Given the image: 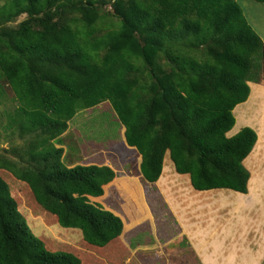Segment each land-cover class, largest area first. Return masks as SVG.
I'll list each match as a JSON object with an SVG mask.
<instances>
[{"label":"trees","instance_id":"1","mask_svg":"<svg viewBox=\"0 0 264 264\" xmlns=\"http://www.w3.org/2000/svg\"><path fill=\"white\" fill-rule=\"evenodd\" d=\"M107 1L120 26L101 35L98 4ZM24 15L17 28L9 26ZM0 73L19 103L13 124L37 133L43 147L59 139L78 112L109 102L127 145L142 157L147 182L160 180L169 153L196 191L249 193L244 162L258 134L249 127L228 134L236 126L234 110L250 97L249 83L264 80V43L238 0H8L0 6ZM34 156L40 169L7 167L38 204L52 206L65 228H79L86 244L126 252L119 241L123 221L89 200L104 196L115 171L68 168L63 150L54 147L39 160ZM101 261L49 251L0 176V264Z\"/></svg>","mask_w":264,"mask_h":264},{"label":"rangeland","instance_id":"2","mask_svg":"<svg viewBox=\"0 0 264 264\" xmlns=\"http://www.w3.org/2000/svg\"><path fill=\"white\" fill-rule=\"evenodd\" d=\"M7 2L8 0H0V6H3ZM238 3L250 25L254 26V28L257 27L255 26L256 23L253 20L252 13L248 10V4L257 3L252 0H238ZM98 9L100 14L104 17V20L98 24V27L102 31L100 33L101 35L119 28L120 20L114 16L111 1H107L104 4L99 3ZM25 19V15L21 16L13 23L9 24V26L17 28ZM104 54L105 52H102L101 55L103 56ZM195 54L198 57H203L204 52L201 49ZM18 108L19 103L14 91L0 73V176L9 185L11 196L16 201L19 212L26 219L31 233L35 237L42 239L49 251H74L85 260H91V262H94L95 258H101L102 261L105 260L110 262L112 259L110 255L116 253V255L122 258L118 260L116 257V260L112 261L111 264H138L136 260H132L131 256H125L127 255L126 253H128V255L131 254V252H129L130 250L125 252V249L114 246L107 249H98L86 244L83 233L79 228H65L60 223L59 217L56 214L57 211L53 209L52 206H50L49 209H45L38 204L39 202L36 201L28 184L18 180L14 176L15 173L7 167V165L10 166V164L16 165L20 172L25 169H40L42 166L41 161L35 162L31 157L32 154L38 157L39 160L44 152L54 147L55 149L63 150L62 162L68 168H74L79 165H110L123 177V179L121 177L122 180L128 176L135 177L138 171L140 157L135 149L127 145L125 127L119 121L111 103L106 102L93 109L78 112L75 118L69 122V129L59 139L53 140L52 143L46 147H43L44 145L41 143L37 144V133H25L18 125L13 124L11 119L16 118V111ZM108 109H110V111H108ZM237 115H239L238 112L237 114L235 113L236 126L229 133V135L232 136H234V132H237L238 129L244 128L243 120L239 119ZM262 119L264 120V116H262ZM257 125H259L258 129H260V132L257 131L259 141L257 142L254 152L245 161L246 168L248 166L253 174L251 179V193L249 198L246 197L243 199L246 205L253 204L254 200L257 202V205L254 207L242 206L241 209L232 208V206H217L214 210L215 212H213V216H215L218 222H222V220L226 218H231L232 220L247 218L249 220H257V222L260 221L261 224L264 223V137L258 159L254 158L259 149L258 146L262 139L261 136L264 134V124L259 121ZM33 146L37 147V149L34 150ZM167 165L168 169L169 167H175L169 155L165 160V166ZM168 171L169 170H166V172ZM181 177L186 179L189 178L187 176ZM252 181H254L253 186ZM126 184V181H124L119 184V186L116 184L115 187L111 188L108 184V188L110 189L107 193V199L105 198L102 202L105 204L108 203L110 207H114V209L118 210L120 213L126 212V200L128 198H134V194L129 191ZM117 193L123 196V201L120 204L115 197ZM212 194L217 195L220 194V192H212ZM223 194L232 196L234 200H238L239 198L230 191H224ZM104 195H106L105 191ZM254 196L255 198H253ZM89 200L92 204L100 205L98 200L94 197H89ZM261 224L260 226L255 225L254 228L259 227L264 230V226ZM232 227L234 228L237 226ZM254 228H252V231L248 234L245 246L248 249L252 248L256 251L259 246L257 242L259 234H257ZM244 259H246L247 262L243 261ZM249 260V256L247 258L240 257L236 259L235 262H232V264H251ZM186 262H189V264H199L193 256L188 258L180 256L177 261L171 260L172 264H188ZM263 263L264 257L261 261V264Z\"/></svg>","mask_w":264,"mask_h":264},{"label":"crops","instance_id":"3","mask_svg":"<svg viewBox=\"0 0 264 264\" xmlns=\"http://www.w3.org/2000/svg\"><path fill=\"white\" fill-rule=\"evenodd\" d=\"M248 5V10L252 13L257 27L251 26L264 43V4ZM249 86L251 94L248 101L238 105L234 110V115L238 112L237 116L243 120L244 128L249 127L260 132L257 122L264 124L262 119L264 116V80L259 83H249ZM244 128L238 129L233 135H237ZM228 137L233 136L228 134ZM263 137L264 134L261 136L259 149L262 146ZM168 155L170 157L169 153L166 157ZM139 157V167L135 177L128 176L122 180L123 177L110 165L108 166L116 173L115 180L109 184L110 188L126 181L130 184H126L127 188L134 194V198L126 200V212L120 213L108 203L102 202L105 198L107 199L109 185L104 187L106 195L95 198L100 205L102 204L104 210L113 213L123 221L124 231L119 241L128 251L130 250L129 256L132 260H136L138 264H172L171 260L177 261L180 256H185V258L193 256L199 264H232L240 257L249 256L251 264H261L264 257V230L259 227L254 228L255 225L260 226L261 222L247 218L234 220L226 218L218 222L213 216L217 206H232V208L241 209L242 206L257 205L255 200L250 205L243 202V199L249 198L251 193L253 174L248 166L251 179L247 195L225 189L200 192L192 186L189 175H181L189 177L187 179L178 176L180 174L176 172L175 167L168 169L165 161L160 180L153 184L147 182L141 172L142 157L140 155ZM166 170L169 171L166 172ZM253 183L254 181H252V186ZM224 191L233 192L239 197L238 200H234L228 194H223ZM212 192H220V194L215 195ZM115 197L119 204L123 201V196L119 193ZM261 225L264 226V223ZM252 228L259 234L257 238L259 246L256 251L245 246ZM110 256L112 257L110 262L104 260L101 264H111L116 257L118 260L122 258L116 253ZM243 261L247 262L246 259ZM186 263L189 264V262Z\"/></svg>","mask_w":264,"mask_h":264},{"label":"bare ground","instance_id":"4","mask_svg":"<svg viewBox=\"0 0 264 264\" xmlns=\"http://www.w3.org/2000/svg\"><path fill=\"white\" fill-rule=\"evenodd\" d=\"M260 152H261L260 149H258L257 152H256V155H255V157H254L255 159H258V154H259ZM255 159H252V160H255Z\"/></svg>","mask_w":264,"mask_h":264}]
</instances>
